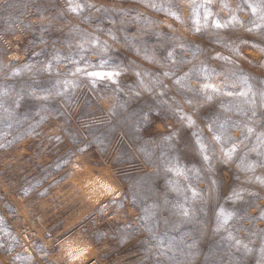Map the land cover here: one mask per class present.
<instances>
[{
    "label": "clouds",
    "instance_id": "9594fccd",
    "mask_svg": "<svg viewBox=\"0 0 264 264\" xmlns=\"http://www.w3.org/2000/svg\"><path fill=\"white\" fill-rule=\"evenodd\" d=\"M0 264H264V0H0Z\"/></svg>",
    "mask_w": 264,
    "mask_h": 264
}]
</instances>
